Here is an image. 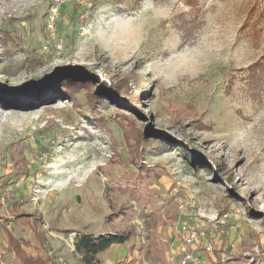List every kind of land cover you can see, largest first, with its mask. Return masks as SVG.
I'll return each mask as SVG.
<instances>
[{
    "label": "rangeland",
    "instance_id": "1",
    "mask_svg": "<svg viewBox=\"0 0 264 264\" xmlns=\"http://www.w3.org/2000/svg\"><path fill=\"white\" fill-rule=\"evenodd\" d=\"M61 1L0 0L1 264L18 262L5 228L48 264L130 230L100 264H181L196 218L221 221L192 264H264V0ZM116 75L128 92L99 89Z\"/></svg>",
    "mask_w": 264,
    "mask_h": 264
},
{
    "label": "trees",
    "instance_id": "2",
    "mask_svg": "<svg viewBox=\"0 0 264 264\" xmlns=\"http://www.w3.org/2000/svg\"><path fill=\"white\" fill-rule=\"evenodd\" d=\"M186 1L193 6L197 5V0ZM250 68L252 71L249 75V83L254 90V95L259 94L260 91L264 92V62L260 61L252 65ZM74 70L75 69L71 70V72H74L77 75H81L80 72H75ZM69 73L70 70L67 71V76L70 75ZM114 78V80H116L115 82L118 85L114 82H112L111 84L102 82V86L99 89L105 91H114V88H116L119 89V91L128 92L129 87L126 84L125 79L120 78L117 75ZM63 85L64 91L70 96H72L73 91L79 90L86 86L89 88L90 99L94 102L98 99L99 93L97 92V89H95L93 84L89 81V79H86L84 81H77L76 78L67 77ZM127 95L133 102L139 104L138 100L141 98L142 94H139V97L129 95L128 93ZM146 136L147 135H144L142 131H139V133L136 135V138L138 141H142L146 139ZM129 137L130 136H128V139ZM183 151L185 152V155L190 159V161H192V163L199 162L204 166L209 167V163L206 161L205 157L201 156L203 160H201V158H196L197 154L195 153V149H188L187 147H183ZM228 183L230 184L228 185L230 192V190H233V187H230L233 181L231 179H228ZM237 194L239 193L237 192ZM230 195L232 196V194ZM5 230L8 233L10 245L16 253V257L18 258V262L15 264H48V259L42 253L38 252L36 255H34L26 251V249L23 247L22 242L17 237L13 235V233L9 231L8 228H5ZM133 234L134 231L132 230L123 232H107L99 235H95L92 233L80 234L75 239V252L80 255L83 264H100L101 260L99 259L98 254L104 252L115 244H125L131 239Z\"/></svg>",
    "mask_w": 264,
    "mask_h": 264
},
{
    "label": "built area",
    "instance_id": "3",
    "mask_svg": "<svg viewBox=\"0 0 264 264\" xmlns=\"http://www.w3.org/2000/svg\"><path fill=\"white\" fill-rule=\"evenodd\" d=\"M61 0H54L52 5V10L56 14L59 12ZM189 205L187 202H184L180 205L182 210L188 209ZM221 220L210 219L205 222L204 219L196 218L191 224L188 225L183 231V240L188 249L185 251L181 264H192L197 260V257L194 254L193 248L206 246L208 250L213 249V245L210 243H204L203 241V233L207 229L206 226H214L217 227V223ZM3 264V263H2Z\"/></svg>",
    "mask_w": 264,
    "mask_h": 264
},
{
    "label": "crops",
    "instance_id": "4",
    "mask_svg": "<svg viewBox=\"0 0 264 264\" xmlns=\"http://www.w3.org/2000/svg\"><path fill=\"white\" fill-rule=\"evenodd\" d=\"M184 242V241H183ZM208 244V243H207ZM204 247H206V246H204ZM197 248H200V247H197ZM196 247L195 248H193V249H197ZM194 254H195V252H194ZM196 256V255H195ZM207 258V257H206Z\"/></svg>",
    "mask_w": 264,
    "mask_h": 264
}]
</instances>
